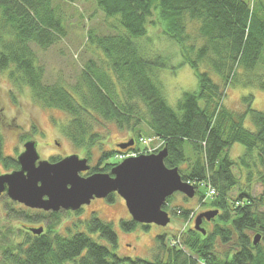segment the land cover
<instances>
[{"label":"trees","instance_id":"16d2710c","mask_svg":"<svg viewBox=\"0 0 264 264\" xmlns=\"http://www.w3.org/2000/svg\"><path fill=\"white\" fill-rule=\"evenodd\" d=\"M95 2L108 18L116 20L112 24L115 29L103 35L90 32V42L106 59L101 64L89 60L72 87L64 80L46 83V69L39 63L34 48L48 50L66 36V17L60 5H54V0H0V71L8 72L19 88L28 87L41 107L70 116L62 132L75 148L85 153V158L93 161L95 150H102L91 173H110L120 162H113L118 154L140 153L144 134L141 123L145 122L151 130L149 137L162 140L161 148L167 146L164 160L168 168H178L182 180L191 182L197 192L205 184L217 190L212 201L204 206L218 209L220 214L211 219L213 227L204 229L205 233L189 226L169 243L168 234L159 235L153 260H132L116 253L118 237L112 222L95 214L87 227L106 244L83 231L72 233L71 229L62 233L58 228L64 210L34 212L10 205L8 219L30 224L45 222V231L35 235L27 224L22 228L0 227V264H264V249L259 243L254 245L251 236L256 232L264 237V196L253 195L251 185L248 189L240 188L231 200V192L239 184L240 178L234 173L239 161L246 166L258 161V181L264 185V112L253 109L252 95L243 99L247 103L244 112L231 110L223 102L227 88L243 77L247 78L246 85L264 90V76L256 73L259 64L264 63V13H259L264 3L258 10L246 0ZM150 24H160L164 34L182 45L184 60L192 65L199 79V90L184 93L178 111L169 106L157 82L158 68L166 65L163 58H150L148 49L138 41L148 36ZM121 27L125 32L120 31ZM202 65L218 72L221 83ZM248 115L255 124L254 131L246 127ZM110 122L132 131L129 140L133 138L135 145L126 150H103L97 126ZM2 144L0 135V162L8 169L20 168L17 159L4 156ZM235 144L246 149L236 159L230 157ZM102 161L103 168L99 166ZM115 196L111 194L107 199L114 201ZM174 196L166 199L164 209L190 220L191 210L173 205ZM204 197L200 196L201 201ZM121 225L132 231L142 224L122 219ZM232 242L235 245L223 255L219 253V243L229 246Z\"/></svg>","mask_w":264,"mask_h":264},{"label":"rangeland","instance_id":"374dc122","mask_svg":"<svg viewBox=\"0 0 264 264\" xmlns=\"http://www.w3.org/2000/svg\"><path fill=\"white\" fill-rule=\"evenodd\" d=\"M246 1L252 8L255 6L258 10L261 9L260 4L264 3V0ZM54 5H60L62 8L63 14L66 17L67 34L64 38L60 39V42L52 45L48 50L34 48H36L39 63L46 69V83L52 84V82L64 80L68 85L73 87L78 83L80 75L89 60L95 59L98 64H101L106 59L104 53L94 43L90 42V32L93 31L95 35L113 33L115 27L112 28V24L116 23V20L108 18L103 11H100L95 0H54ZM259 13L263 14L264 9H261ZM148 30V36L138 39V41L148 49L147 54L150 58H163L166 65L158 68L157 82L169 106L178 111V103L183 94L199 90L200 84L197 73H195L190 63L185 62L183 53L181 52L182 45L168 34H164L160 24L155 26L150 24ZM120 31L125 32V29L121 27ZM202 44L203 42L199 46ZM201 68L206 70L217 83H221V75L211 66L202 65ZM239 71L243 72L241 69ZM256 73L264 76V63L259 64L256 68ZM246 79L243 77L239 82L227 88V96L223 101L224 104L231 110L244 112L247 108V103L243 99L252 95L254 97L253 109L264 112V90L257 85H246ZM69 120L70 116L64 111L41 107L34 101L32 92L28 87L19 88L10 79L8 72L0 71V135H2L3 139L4 156L17 159L18 155L24 150V143L34 138L39 144L38 151L43 160L48 159L51 161V158L59 160L65 158L67 155L76 153L84 157L85 153L75 148L62 132V128L65 124L69 123ZM245 124L248 129L256 130L251 115L247 116ZM97 128L102 134L103 150H121L118 144L128 142L129 137L133 134L130 130L120 129L112 122L104 126L98 125ZM141 129H143L144 134L142 139H140V153L151 154L157 149H161L163 141L154 137L150 138L151 130L143 121ZM235 145L241 148L240 154L236 155L239 158L246 153V149L240 144ZM186 148L187 153L190 154L191 148L189 144L186 145ZM236 151L237 148L233 147L230 150V157L235 158L233 155ZM140 153L129 151L126 154H118L113 162L117 163L129 156L139 155ZM102 154L103 152L99 148L95 150V159L89 161L92 167L98 164V159ZM104 165L105 163L102 161L99 166L103 168ZM13 170L8 169L0 162V174L12 172ZM259 170L258 161L255 165L249 162L247 166L239 161V165L234 167V173L240 178L239 184L237 189L231 192V200L237 197L240 188L248 189L251 185L253 195L258 197L260 195L264 196V185L258 181ZM91 172L92 168L90 171L82 174L88 176ZM250 173L253 174L249 177ZM197 190V194L192 199H186L180 192L175 193L173 205L192 209L190 212H195V215L196 213L209 210L207 208L208 205L204 206L200 198L201 195L206 196L208 191L206 186L200 185ZM206 201L210 202L212 199L207 198ZM10 205H15L17 209L20 207L24 209L28 208L34 212L40 210L24 206L13 201L6 194H3V196H0V227L12 226L14 228H22L26 224L31 227L46 225L45 222L30 224L20 219H8L7 213L8 206ZM262 209L264 210V208ZM94 214L107 222H112L118 237L116 253L122 258H130L132 260L136 258L153 260L157 236L166 233L168 234L166 242L169 243L171 240L174 242L176 241L174 239L175 235L184 232L189 226L195 228L196 224L193 219L186 220L181 216L176 217L170 214L171 222L168 226L162 227L152 224L149 228H146L144 225H139L132 231H127L121 225V222L122 219L131 220L132 216L129 214L125 200L116 194L114 201H109L107 198H95L89 205H84L79 212L66 211L62 213L63 219L58 229L65 234L71 229L72 233L83 231L99 242L106 244L103 238L100 239L98 233L89 232L87 222L90 221ZM219 214L220 211L217 215ZM208 222L209 224L207 225L202 224L204 229H212L214 222L212 223V220ZM256 234V232H252L251 236L254 237ZM259 244L264 249V237H261ZM233 245H235L234 242L229 246L219 243L218 251L223 255Z\"/></svg>","mask_w":264,"mask_h":264},{"label":"water","instance_id":"95a60500","mask_svg":"<svg viewBox=\"0 0 264 264\" xmlns=\"http://www.w3.org/2000/svg\"><path fill=\"white\" fill-rule=\"evenodd\" d=\"M135 142L131 138L118 147L126 150ZM167 155L165 146L158 153L129 156L110 173L98 171L84 176L82 173L92 168L88 158L76 153L55 162L43 160L36 140H27L17 158L20 168L0 174V196L5 193L29 208L57 213L79 211L95 198H108L116 193L125 200L134 221L164 227L171 222L170 213L164 209L166 199L178 192L192 199L197 192L191 182L182 180L178 168L166 166ZM218 213V209L200 213L195 220V230L205 233L203 220L210 221ZM28 230L35 235L45 231L44 226L28 227ZM261 236H254V245L260 242Z\"/></svg>","mask_w":264,"mask_h":264},{"label":"built area","instance_id":"2783aa9c","mask_svg":"<svg viewBox=\"0 0 264 264\" xmlns=\"http://www.w3.org/2000/svg\"><path fill=\"white\" fill-rule=\"evenodd\" d=\"M208 190V197H214V195H216L217 190L214 189V187H212L210 184H205ZM194 213L191 215L190 219H192L194 217Z\"/></svg>","mask_w":264,"mask_h":264},{"label":"crops","instance_id":"0c3cea01","mask_svg":"<svg viewBox=\"0 0 264 264\" xmlns=\"http://www.w3.org/2000/svg\"><path fill=\"white\" fill-rule=\"evenodd\" d=\"M234 148H235V149L237 148V151L234 153L233 156H234L235 158H237L236 155H239V154H240V152H241L240 149H241V148H240V146H236V145L234 146Z\"/></svg>","mask_w":264,"mask_h":264},{"label":"flooded vegetation","instance_id":"af4514ba","mask_svg":"<svg viewBox=\"0 0 264 264\" xmlns=\"http://www.w3.org/2000/svg\"><path fill=\"white\" fill-rule=\"evenodd\" d=\"M38 144V143H37ZM39 145V144H38ZM58 145H60V143H58ZM113 194H115V193H113ZM82 209V208H81ZM80 210V209H79ZM73 212H79V211H73ZM208 221V220H207ZM207 221L206 220H203V224H206L207 223Z\"/></svg>","mask_w":264,"mask_h":264},{"label":"bare ground","instance_id":"6f19581e","mask_svg":"<svg viewBox=\"0 0 264 264\" xmlns=\"http://www.w3.org/2000/svg\"><path fill=\"white\" fill-rule=\"evenodd\" d=\"M158 153V152H157Z\"/></svg>","mask_w":264,"mask_h":264}]
</instances>
